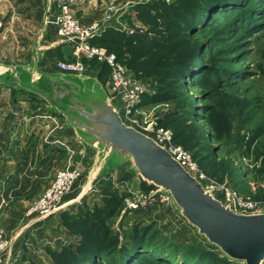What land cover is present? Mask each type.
<instances>
[{"label": "rangeland", "instance_id": "374dc122", "mask_svg": "<svg viewBox=\"0 0 264 264\" xmlns=\"http://www.w3.org/2000/svg\"><path fill=\"white\" fill-rule=\"evenodd\" d=\"M128 8L122 30L110 28L138 37V45L124 50V62L137 46L138 77L126 67L147 90L140 110L171 130L175 145L192 153L203 186L215 198L228 206L227 195L235 194L255 205L250 214H264V0H133ZM5 65L0 61V73L8 76L0 86L32 96L23 95L29 104L28 135L40 129L42 139L61 150L59 170L69 162L83 170L56 214L29 217L27 211L57 173L45 189L35 190V199L16 205L21 230L52 219L44 246L35 248L40 264H56L51 254L78 245L83 240L79 231L90 228L106 243L101 259L87 264H245L218 261L214 253L222 258L220 249L188 223L173 199L166 200L165 192L139 177L132 161L118 163L89 146L81 153L84 141L67 118L44 98L13 86L19 82L16 68ZM92 67L103 70L102 64ZM53 76L73 81L86 95L95 91L107 97L110 91V76L99 81L60 71ZM21 81L33 88L43 83ZM0 199L2 210L5 200ZM0 227L14 236L1 220ZM14 245L13 238L15 250ZM22 252L14 256L19 263Z\"/></svg>", "mask_w": 264, "mask_h": 264}, {"label": "crops", "instance_id": "0c3cea01", "mask_svg": "<svg viewBox=\"0 0 264 264\" xmlns=\"http://www.w3.org/2000/svg\"><path fill=\"white\" fill-rule=\"evenodd\" d=\"M109 2L118 5L123 14L121 21H125L124 15L133 0H72L76 17L86 26L103 19ZM56 14L57 9L50 0H0V61L6 62L4 67L7 69V64L16 68V77L31 78V81L55 77L53 75L59 74V61L75 60L72 46L64 43L55 26L49 23ZM86 76L98 79L99 71L92 69ZM16 90L19 89L0 86V198L5 200L0 220L14 233L15 250L23 251L21 263L40 264V251L35 248L44 246L42 241L48 234L47 224L52 219L21 230L22 213L16 205L32 201L36 198L37 188L43 190L49 185L52 175L62 167L64 155L59 148L42 139L40 129L36 131V137L33 136L35 139L28 135L26 128L30 117L26 111L29 104L23 95L32 96L16 95ZM84 142L81 153L88 150L86 146L89 145ZM4 213H8L6 217ZM15 250L12 249L7 264H21L14 257Z\"/></svg>", "mask_w": 264, "mask_h": 264}, {"label": "water", "instance_id": "95a60500", "mask_svg": "<svg viewBox=\"0 0 264 264\" xmlns=\"http://www.w3.org/2000/svg\"><path fill=\"white\" fill-rule=\"evenodd\" d=\"M17 79L19 82L13 86L44 98L57 108L79 137L104 157H112L118 163L132 161L137 175L168 192L175 209L230 260L264 264V214H239L225 206L165 149L126 126L104 93L98 96L91 91L86 95L69 79H33L34 84L43 81L41 88L39 84L29 87L22 83L21 77Z\"/></svg>", "mask_w": 264, "mask_h": 264}, {"label": "built area", "instance_id": "2783aa9c", "mask_svg": "<svg viewBox=\"0 0 264 264\" xmlns=\"http://www.w3.org/2000/svg\"><path fill=\"white\" fill-rule=\"evenodd\" d=\"M50 1L54 3L57 14L49 23L55 26L60 39L72 46L75 57L74 61H59L58 70L64 75L84 77L90 72L92 61L106 63L111 71L108 100L114 104L123 123L151 138L158 146L165 149L186 172L202 184L203 176L192 153L175 145L173 132L158 127L150 113L140 110V104L147 92L146 88L124 64L117 60L114 54L91 43L93 39L101 37L110 27L122 30L123 14L120 13L118 5L113 2L108 3L101 21H94L91 25L84 26L75 15L72 0ZM82 176V168L75 167L69 162L66 168L57 172L55 179L44 191L42 197L28 209L27 215L48 218L62 210L64 196ZM156 189L162 191L160 188ZM205 190L213 194L206 188ZM165 194L166 200L172 202V196L168 192ZM227 196L230 201L227 207L231 210L239 214L254 215L250 214L255 209L253 203L239 199L235 194L229 193ZM12 244L13 237L9 236L3 227H0V264H7Z\"/></svg>", "mask_w": 264, "mask_h": 264}, {"label": "trees", "instance_id": "16d2710c", "mask_svg": "<svg viewBox=\"0 0 264 264\" xmlns=\"http://www.w3.org/2000/svg\"><path fill=\"white\" fill-rule=\"evenodd\" d=\"M197 23L198 22H196V24ZM115 30L116 29L114 28H108L101 37L93 39L91 43L95 46L105 48L108 53L114 54L119 62L129 68L132 67L138 77L137 46L131 51V58L127 64L124 62V50L132 49L136 44L138 45V37H126L115 32ZM100 64L103 65V70H105V72L99 70L98 79L103 80L107 78L108 80V77L110 76V67L106 63H100L97 60H94L91 62L90 67ZM79 232L83 235V240L78 245H70L63 248L61 252H53L51 254L52 259L56 264H87L101 259L104 254V245L106 242L100 237V234L96 230L93 232L91 228L85 233H82L81 231ZM214 256L220 262H223L224 259L225 261H232L225 255L221 258L220 255L214 253Z\"/></svg>", "mask_w": 264, "mask_h": 264}, {"label": "bare ground", "instance_id": "6f19581e", "mask_svg": "<svg viewBox=\"0 0 264 264\" xmlns=\"http://www.w3.org/2000/svg\"><path fill=\"white\" fill-rule=\"evenodd\" d=\"M5 73L4 72H1L0 73V81L2 82V81H4L5 80Z\"/></svg>", "mask_w": 264, "mask_h": 264}]
</instances>
